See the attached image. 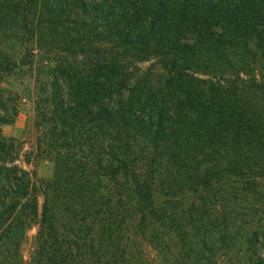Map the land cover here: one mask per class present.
<instances>
[{
    "label": "trees",
    "instance_id": "16d2710c",
    "mask_svg": "<svg viewBox=\"0 0 264 264\" xmlns=\"http://www.w3.org/2000/svg\"><path fill=\"white\" fill-rule=\"evenodd\" d=\"M0 28V83L41 58L25 155L53 164L0 131V220L36 216L46 264L261 260L264 0H0Z\"/></svg>",
    "mask_w": 264,
    "mask_h": 264
},
{
    "label": "rangeland",
    "instance_id": "374dc122",
    "mask_svg": "<svg viewBox=\"0 0 264 264\" xmlns=\"http://www.w3.org/2000/svg\"><path fill=\"white\" fill-rule=\"evenodd\" d=\"M15 29L17 27L10 24L6 30H9L8 32L10 33L14 32ZM0 31L4 32V29L0 28ZM8 46L12 52H16L17 54H20V50H24V46L16 43ZM149 64L150 61L144 62L140 66L146 67ZM42 65L41 58L34 57L33 65L12 69L0 83V89H2L0 92V101L4 104L3 106L0 105V117H11L13 116L15 108L19 110L18 115L12 123H0V131L4 138L10 144H13L14 147L18 146L19 148L20 145H24L19 150V153H17V150H13L6 156L10 163L18 164L30 171L35 170L38 177L48 178L53 173L52 162L48 159H43L37 164L33 162L28 163L25 155V152L30 150V144L32 138H34V78L40 72ZM38 202V211H40L43 202L41 196ZM262 204L256 206L257 214L255 217V221L258 220L261 225L260 228H264V205ZM17 214L18 212H14L6 222L0 220V264H46L45 259L40 257L38 252L36 236L39 225L37 223V217L29 212V216H22L17 220L15 218ZM260 256L261 260H256L253 264H264V252ZM159 264H167V262L159 259ZM240 264L249 263L241 262Z\"/></svg>",
    "mask_w": 264,
    "mask_h": 264
}]
</instances>
